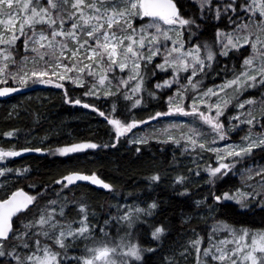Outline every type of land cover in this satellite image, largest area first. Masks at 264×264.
I'll list each match as a JSON object with an SVG mask.
<instances>
[{"label":"snow or ice","instance_id":"snow-or-ice-1","mask_svg":"<svg viewBox=\"0 0 264 264\" xmlns=\"http://www.w3.org/2000/svg\"><path fill=\"white\" fill-rule=\"evenodd\" d=\"M189 5H195L196 13ZM210 22L215 26L213 38L202 39L203 26ZM230 53H239V69L233 64L231 78L207 86L213 64ZM157 72L168 78L150 90L147 81ZM65 82L84 89V96L129 101V114L141 107L145 94L159 99L157 90H173L166 97L167 110L148 120L117 117L115 99L108 115L84 103L112 126L115 143L81 142L49 151L68 155L116 147L121 137L150 120L190 118L156 129L151 138L176 145L182 154H194L195 168L188 171L195 176L201 171L195 157L212 154L215 166L208 163L203 171L213 187L229 174L238 176L241 184L211 192L212 203L207 197L195 201L207 214L201 219L211 221L209 230L201 235L193 229L187 245L165 257V264H187L189 256L194 264H264V226L236 227L216 215L230 205L241 213L255 207L264 211V163L256 160H264V0H0V97L53 85L65 90L68 103L80 105L81 99H68ZM253 90L256 95L245 97ZM15 131L4 135L12 137ZM234 132L245 134L237 142L232 140ZM128 139L142 145L149 137L133 133ZM221 141L224 146H217ZM32 151L44 149L0 147V161ZM13 171L22 176L28 170L3 167L0 177ZM148 179L158 183L161 176L155 173ZM188 180L182 174L175 177L174 183L184 187L179 195H189ZM77 181L114 191L95 173L72 172L54 182L59 191L53 188L56 198L46 203L38 201L47 188L36 195L16 189L0 199V264H147L146 254L157 248L141 244L139 226L148 225L155 242L168 233L163 223L148 224L158 203L117 204L114 215L99 221L88 204L63 195ZM72 208L75 217L69 215Z\"/></svg>","mask_w":264,"mask_h":264},{"label":"trees","instance_id":"trees-1","mask_svg":"<svg viewBox=\"0 0 264 264\" xmlns=\"http://www.w3.org/2000/svg\"><path fill=\"white\" fill-rule=\"evenodd\" d=\"M190 12L196 13L195 5H189ZM215 31L214 23H207L203 26L201 38L211 40ZM219 63H214L205 79L207 86L214 83H221L223 77L231 78L232 66L240 67L239 53L229 57H218ZM227 65V68L224 66ZM219 73V75H216ZM168 78L167 73L157 72L155 77L147 81V88L153 89L157 81L162 82ZM68 99H81L82 103L76 105L68 103L65 97V90L53 85L30 86L25 88L27 93L14 97L8 101L0 102V147L5 149L42 147L46 150L70 146L73 143L93 142L97 144L115 143L114 131L104 117L92 108H84L83 104L95 105L108 115L111 111L113 99L117 103L116 116L124 119L129 115L137 120H148L149 116L158 111H166V97L172 94L173 90L157 91L159 99L144 95V103L141 107L134 109L131 114L127 112L126 106L130 104L120 97L97 99L96 97L84 96V89L65 82ZM248 95H256V92H249ZM11 103H16L11 107ZM123 113V115H122ZM161 118V117H160ZM158 118L157 120H160ZM156 120V121H157ZM161 121V120H160ZM155 122L150 120L145 126L142 124L133 131H143V127ZM15 131L14 136L6 137L4 133ZM39 142H43L39 145ZM140 148L137 152L136 148ZM189 154H182V149L174 144H162L149 141L142 145H132L126 139H120L116 147H100L96 150L85 153L74 154L66 158L50 159L29 156L17 161H7L2 164L13 170L27 169L24 175H18L17 171L7 173L0 177V199L5 198L12 191L24 188L32 195L48 189L39 204L46 203L47 199L56 198L53 188L58 190L59 185L54 182L72 172L83 174L95 173L106 183L114 186V191H100L88 185H82L81 190L76 194L73 201L86 203L97 213L96 219L103 221L108 214H115V205L137 204L140 207H147L155 201L159 207L152 217H148V224L157 225L163 223L167 229V235L161 242H155L150 235L148 225L140 227V242L145 247L157 248L156 253H148L145 256L147 264H165V257L183 250L187 241L193 237L192 230L205 235L209 230L211 221L205 222L206 212L203 207L197 208L195 201L205 197L208 203H212L211 192L219 194L223 190L239 187L240 183L232 176L217 181L215 187L208 184L209 176L201 169L200 175L195 176L189 173L190 168H195ZM190 165V166H189ZM159 173L161 180L152 183L148 177ZM189 177L185 185L189 189V195H179L184 187L174 183L177 175ZM31 186L36 188L32 189ZM70 217L77 213L74 208L69 210ZM220 219L236 227L260 228L264 226V211L255 207L250 211L241 213L236 207L229 206L216 214ZM193 219L186 223L188 217ZM74 250H70V253ZM184 264V261H181ZM187 264H194L192 256H189Z\"/></svg>","mask_w":264,"mask_h":264},{"label":"rangeland","instance_id":"rangeland-1","mask_svg":"<svg viewBox=\"0 0 264 264\" xmlns=\"http://www.w3.org/2000/svg\"><path fill=\"white\" fill-rule=\"evenodd\" d=\"M38 86H42V85H38ZM167 90H170V89L157 90V91L163 92V91H167ZM251 92H256V91L253 90ZM248 94H250V93L249 92H246L245 93V97L250 96ZM15 104L16 103H11V107L14 108L16 106ZM228 112L229 113H232V109L230 108L228 110ZM257 115H259V111H257ZM119 118H121V117H119ZM222 119H224V118L222 117ZM160 120H157L155 122H152V123L148 124L146 127H143V131H140L139 132V131L136 130V131H133V133H135L136 136H146V137H149L148 142L149 141L158 142L157 139L151 138L152 133L155 132L156 129H158V128H164V127H166L170 123H185V122H188L190 120V118L173 115V116L161 117ZM226 126H227V123H226ZM205 131H207V129H205ZM133 133H129V134H127V138L126 137H121V139H126V140L129 141L128 138L132 137ZM244 134H245L244 132H238V133L234 132V133L231 134L232 135V140L238 142L240 136H242ZM38 144L39 145H42L43 142H39ZM130 144L135 145L133 143H130ZM170 144H172V143H170ZM217 146L223 147L224 146V142L223 141L219 142V144ZM36 148H42V147H38L37 146ZM42 149H44V148H42ZM96 149H87V150H84V151H81V152H78V153H70L68 155H60L58 153L50 152L49 151L50 149L48 147L46 148V151H47V153L49 155V158L50 159H54V158H57V157L58 158H66V157L73 156L74 154L85 153L87 151H92V150H96ZM202 155H203V159H199L198 157H195V158L198 159V162L200 164L201 169H203V167L206 164L213 163V156H212V154H210V153H202ZM189 156L192 157V158H194V154L189 155ZM256 160L257 161H260L261 163H264V160H261V157L260 156H257L256 157ZM7 161H8L7 159H5L3 161H0V168H2V164H6ZM191 162H192V160L190 162H188V164L191 165ZM213 166H215L214 163H213ZM229 176H232L233 178H236L239 181V183L241 184V181H240V179H239L238 176H233L232 174H229ZM31 188L34 189L36 187L35 186H31ZM57 191H59V189ZM80 191H81L80 189L79 190H73V188H71L69 186L68 189H65L64 190L63 195H66L68 197L69 201H73L72 199L74 198V196L76 194H78V192L80 193Z\"/></svg>","mask_w":264,"mask_h":264},{"label":"water","instance_id":"water-1","mask_svg":"<svg viewBox=\"0 0 264 264\" xmlns=\"http://www.w3.org/2000/svg\"><path fill=\"white\" fill-rule=\"evenodd\" d=\"M28 90H25V89H22L21 91L19 92H16V93H11L9 94L8 96H4V97H0V102L1 101H8L14 97H17L19 95H22V94H25L27 93ZM152 121H156V120H152ZM147 124V123H146ZM146 124H143L144 126ZM140 127V126H139ZM134 130V129H133ZM21 150V149H19ZM47 151L44 150L43 152H35V151H32V152H22L20 156H16V157H8L6 158L8 161H17V160H21L23 158H26V157H29V156H38V157H41V158H45L47 157ZM83 174V173H82ZM101 178V177H100ZM102 179V178H101ZM79 185H88V186H91L97 190H100V191H106L107 189H103L101 188L99 185H92L90 181H77L74 185H70L72 187L74 186H79ZM20 189H23L25 192H28L27 190H25L24 188H20ZM29 193V192H28ZM31 194V193H29ZM32 195V194H31Z\"/></svg>","mask_w":264,"mask_h":264},{"label":"flooded vegetation","instance_id":"flooded-vegetation-1","mask_svg":"<svg viewBox=\"0 0 264 264\" xmlns=\"http://www.w3.org/2000/svg\"><path fill=\"white\" fill-rule=\"evenodd\" d=\"M80 186H82V185L74 186V187L70 186V187H71V188H80Z\"/></svg>","mask_w":264,"mask_h":264},{"label":"bare ground","instance_id":"bare-ground-1","mask_svg":"<svg viewBox=\"0 0 264 264\" xmlns=\"http://www.w3.org/2000/svg\"><path fill=\"white\" fill-rule=\"evenodd\" d=\"M42 149V148H41ZM48 154V153H47ZM106 182V181H105Z\"/></svg>","mask_w":264,"mask_h":264}]
</instances>
